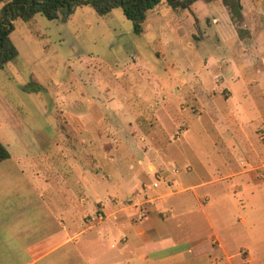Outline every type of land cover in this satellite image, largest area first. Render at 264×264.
Wrapping results in <instances>:
<instances>
[{
    "label": "rangeland",
    "instance_id": "obj_1",
    "mask_svg": "<svg viewBox=\"0 0 264 264\" xmlns=\"http://www.w3.org/2000/svg\"><path fill=\"white\" fill-rule=\"evenodd\" d=\"M241 4L233 20L220 0L162 2L140 34L121 8L16 19L18 55L0 67V190L87 194L99 179L94 200L127 199L141 169L151 185L176 167L171 190L188 189L163 204L197 253L179 264H264V184L251 174L264 159V0Z\"/></svg>",
    "mask_w": 264,
    "mask_h": 264
},
{
    "label": "crops",
    "instance_id": "obj_2",
    "mask_svg": "<svg viewBox=\"0 0 264 264\" xmlns=\"http://www.w3.org/2000/svg\"><path fill=\"white\" fill-rule=\"evenodd\" d=\"M260 162L251 172L257 185L264 184V173L256 171L264 168V159ZM145 169L127 199L108 190L105 201L94 200L105 187L99 179H92L87 194L78 189L0 190V264H179L186 253L196 256V244L173 236L172 211L163 204L175 192L188 189L171 190L179 169L171 167L161 175L154 171L151 185L144 180ZM245 173L249 172L228 175ZM161 184L163 192L158 191ZM152 195H157L155 203L146 198ZM148 201L152 204L145 205ZM141 208L145 216H140Z\"/></svg>",
    "mask_w": 264,
    "mask_h": 264
},
{
    "label": "trees",
    "instance_id": "obj_3",
    "mask_svg": "<svg viewBox=\"0 0 264 264\" xmlns=\"http://www.w3.org/2000/svg\"><path fill=\"white\" fill-rule=\"evenodd\" d=\"M196 0H0V67L18 55L11 39L14 21L31 20L37 13L46 18L57 19L62 12H71L77 7L89 6L98 15H105L114 8H121L125 16L134 22V32H143L147 11L164 2L173 9H190ZM210 4L215 0H203ZM229 10L231 19H242L241 0H220ZM10 158V152L0 140V163Z\"/></svg>",
    "mask_w": 264,
    "mask_h": 264
},
{
    "label": "built area",
    "instance_id": "obj_4",
    "mask_svg": "<svg viewBox=\"0 0 264 264\" xmlns=\"http://www.w3.org/2000/svg\"><path fill=\"white\" fill-rule=\"evenodd\" d=\"M173 172H176V170L174 169ZM153 185L156 187V186H158V183L155 182ZM141 207H142V206H141ZM146 214H147V213H146L145 208H141V215H140V216H145ZM99 217H102L101 213H99Z\"/></svg>",
    "mask_w": 264,
    "mask_h": 264
}]
</instances>
